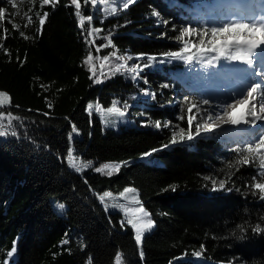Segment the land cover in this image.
I'll return each instance as SVG.
<instances>
[{"label": "trees", "instance_id": "1", "mask_svg": "<svg viewBox=\"0 0 264 264\" xmlns=\"http://www.w3.org/2000/svg\"><path fill=\"white\" fill-rule=\"evenodd\" d=\"M188 1L135 0L127 10L107 15L111 2L93 7L80 0L82 14L93 17L82 29L70 0H60L55 8H41V0H14V8L0 0L6 10L0 21V91L10 97V104L0 111L20 118L13 122L17 136L0 137V264L14 241V264H89L90 258L91 264H115L117 253L123 264H264V234L252 231L257 226L264 229V200L259 193L252 195L250 187L260 169L258 163L235 164L245 145L218 154V137L202 133L162 149L176 130L155 127L156 121H170L188 130L187 104L181 98L186 91L163 87L167 70L181 68L183 60L162 55L181 48L176 38L182 23L176 12ZM29 8L34 22L25 28ZM45 11L49 16L37 32L36 13ZM154 11L167 23L157 24ZM10 19L21 26L19 30ZM91 27L103 31L89 38L94 44H86ZM106 37L111 45L97 53L96 45L107 44ZM113 51L132 56L140 65L147 60H136L138 54L157 59L140 72L143 82H136L126 72L109 71L119 62L102 57ZM89 52L98 83L89 79V65L84 64ZM192 53L196 55L195 49ZM194 57L199 62V56ZM144 89L155 94L152 100L138 98ZM97 103L105 111L115 103L124 112L122 117L115 115L122 121L100 117ZM89 104L91 114L86 110ZM192 113L197 114L195 109ZM138 114L143 118L135 119ZM196 123L197 119L193 133ZM72 125L78 129L74 141L69 140ZM70 147L73 163L91 162L92 167L81 172L71 167ZM152 149L160 150L143 155ZM104 163L122 166L112 176L94 171ZM221 180L226 182L224 189L219 188ZM126 187L136 189L126 195H136L155 222L143 237L142 249L135 244L131 226L121 229L123 213L105 210L103 204H110L112 197L103 203L99 199L110 192L119 203L116 199ZM196 252L200 257L192 259Z\"/></svg>", "mask_w": 264, "mask_h": 264}, {"label": "snow or ice", "instance_id": "2", "mask_svg": "<svg viewBox=\"0 0 264 264\" xmlns=\"http://www.w3.org/2000/svg\"><path fill=\"white\" fill-rule=\"evenodd\" d=\"M60 0H41L40 7L43 8L44 6L50 5L51 7L55 8L57 4H59ZM111 2L114 6L110 8V10H106L107 15H114L118 14L119 11L127 10L130 5H132L135 0H120L119 5L116 4V0H84V5L87 6L89 3L92 4L93 7H96L97 4H106ZM8 3L11 4L14 8L17 7L14 0H8ZM70 6H75V15L79 18V25L83 29L85 21L87 20L89 23H91L93 17L91 15L84 16L82 14L81 10V3L80 0H70ZM32 12V8L28 9V12L24 13V17L26 18L27 22L24 24V27L27 28L28 26L33 24V17L32 15H29V13ZM18 14V13H17ZM152 15L156 16L158 15L157 12H153ZM49 16L48 12H43L41 15L39 12L36 13V18L39 21V27L37 28V32H42L43 27L47 21V18ZM6 17V10L2 7H0V21H3ZM9 23H12L13 29L19 30L20 25L17 23H14L11 19L8 21ZM164 23H167V21H164ZM103 30L96 27H91L87 30V34L85 35V43L86 44H94V36L98 35ZM196 29L193 28H182L180 30V35L176 38L177 40L181 41L183 43V47H181L178 51L168 52L162 54L164 57L170 58V59H180L183 60L185 63H190L195 57L194 55L189 54L192 49H195L196 52L202 53V52H214L217 53V55L212 57V60H219L221 58L230 60V61H241L243 63H246L248 65H252L255 60L260 57L264 58V19L257 20V21H250V22H228L224 23L221 27L211 28V34L212 37H215L217 35L227 36L228 34L238 35L241 32H243L246 35H249L250 39L240 40V39H233L228 40L225 39L220 44H217L214 39H209L207 41L208 44L211 45V47H204L205 40L204 37L207 35L206 32H200L199 35L201 37L199 44L200 47L197 48L195 43L191 44V47L189 46V42L185 41V37H190L192 33L196 32ZM4 39L7 38L8 30L4 29ZM258 34V35H257ZM20 35L27 39L28 37L25 35L24 32H20ZM107 40V44L104 45H96L97 53L100 51L102 47H107L111 45V40L107 37L105 38ZM0 47H3L2 44H0ZM225 50H227V55L225 56ZM5 55H9L8 50L4 49ZM99 58V57H97ZM112 58L115 59V61H118L119 63H115L112 65V67L109 69L110 72H126L129 74L132 79H137L139 76V73L143 70V68H147L151 66V63L157 59V57L153 55H147V54H138L135 59L141 60L145 59L147 60V63L140 65L138 63H133L131 65L128 64V61L133 60L132 56H121L118 55L117 52L113 51L109 55L103 56L102 60L105 62H109ZM91 61H93V55L91 52L87 55L86 59L84 60L85 65H89V72L91 75L89 76V79H92L94 83L100 82V79L96 77L94 66L91 65ZM161 63H164L163 60L160 61ZM209 63H212V61H208ZM147 79H145V83H147ZM42 87H44L42 85ZM163 87H168V85H164ZM147 95L148 90L144 89L142 90ZM153 98L155 94L153 93ZM185 102L187 104V110H188V117H187V124H188V130L185 131L184 128H179L178 132H174L172 139L169 141L168 144L162 145L163 148H168L172 144L176 143H183L185 140L192 141L196 137H199L202 133L212 132L215 129H218L221 127V124L215 123V120H223V123L229 124V125H239V124H246V125H257V121H264V85L258 84V83H252L250 87L247 88L246 96H241L239 99L235 100L234 103L228 104L224 111L223 116H221L220 113H217L215 116V120L213 122L209 123L208 120H212L213 118L211 116L204 118L200 115L199 111L197 114H193L192 110L194 108L199 110V105L192 103L188 100V98H185ZM10 104V97L9 95L4 92L0 91V108H2L5 104ZM202 103L204 105H208V100H203ZM49 108H51V104L48 105ZM185 105H181V109H184ZM18 107V106H17ZM93 108V105L89 104L87 106V109L89 113L91 114V110ZM230 108L231 111H227V109ZM240 115L237 116L236 113L238 110H241ZM95 110L97 112L103 113L105 110L101 108V106L97 103L95 105ZM107 113L109 114H115L117 116H123L124 112L121 111L119 108L115 106V103L112 107H109L107 110ZM47 115V113H46ZM20 119L19 117L13 115L12 112H4L0 111V137H6L8 135H11L13 137L17 136V131L14 128V121ZM179 119L183 120L184 117L181 116ZM199 119L200 122L196 123L195 125V133L192 131L193 121ZM171 126V122H164L161 124L160 121L155 122V127L157 129H160L161 127L168 128ZM78 134V129L75 125H72V131L69 133V140L74 141V135ZM160 149H152L151 152H145L144 156H150L152 152L159 151ZM239 159L235 162L236 166L246 165L251 166L258 163V167L260 171L253 176L252 180L253 183L250 185L252 188V195H257L259 193L260 199L264 200V134L260 135L255 142L248 143L245 145L243 149L239 151ZM68 162L71 167H73L77 172H81L82 170L88 169L92 167V163H82L80 165L73 163L74 159V152L73 149L70 147L68 149L67 153ZM126 163V162H123ZM121 163H104L100 165L99 167H95L94 171L97 173L106 174L107 176H112L114 173L118 172L121 168ZM231 166V165H230ZM107 170V171H106ZM87 182V181H85ZM213 184H216V181H213ZM226 182L221 180L219 181V188L224 189ZM172 187V190L175 191L174 186ZM129 193H136L135 188L126 187L123 192L119 194V198H122L125 200V203H116L113 202L112 204H104L105 210L107 211L109 208L117 209L120 212L123 213L122 219L120 221L121 229L126 228L127 226H131V228L134 230V240L135 244L138 246V248L142 249V243H143V237L148 233L150 230L154 227V221L150 217L149 211H147L143 205L141 204L140 200L136 195L128 196L126 194ZM112 193L110 192H104L102 196L99 197L101 202L103 203L105 201V198H111ZM59 208H63V205H58ZM253 232L264 234V229H261L259 226L252 229ZM63 243H68V241H64ZM203 248V246H201ZM16 241L13 242V247L11 250L7 252V258L4 261V264H12V258L14 257V254L16 253ZM139 255L141 258L143 257L144 253L142 250L139 251ZM196 256H200V252L194 253ZM89 264H91V258L89 259ZM115 264H123L122 262V254L117 253L115 257ZM171 264V262H170Z\"/></svg>", "mask_w": 264, "mask_h": 264}, {"label": "rangeland", "instance_id": "3", "mask_svg": "<svg viewBox=\"0 0 264 264\" xmlns=\"http://www.w3.org/2000/svg\"><path fill=\"white\" fill-rule=\"evenodd\" d=\"M119 3H120V0H119ZM119 3L117 5H119ZM154 18H155V20L156 19L158 20L159 24H162V21L159 18V14L154 16ZM206 33H207V35L204 37V40H205L204 46H206V47H211V45L207 43V41L209 39H214L217 44H220L225 39L233 40L237 36L241 35V33H240L238 35L228 34L227 36L217 35L215 37H212L211 29L210 30H206ZM186 39H187V41H193V43H196V44L200 45L199 41H200L201 37H200L199 33H195L194 32V33H192V35L190 37H186ZM214 55H216V53H214V52H203V59L204 60L206 58L212 59V57ZM131 62H132V60L128 61V63H130L129 65H131ZM202 68H204V66L198 67V65L196 63H192V64H186L185 63L183 65V67L180 68V69L173 70V71H168V73L166 74V76L164 78H167L168 80H173L174 82H176L177 84H179L183 88H185L188 91L187 93L189 94L188 95V100L191 101V102L194 101L195 104L199 105V113H200L201 116H203L204 118H207V117L211 116L213 119L212 120H208V122L211 123V122H213V120H215V116H216L217 113H220L221 116H223V111L224 110L220 109L221 105H225V104L228 105V104H230L232 102V100H229L230 97H227V99L224 101L226 103H224L222 99L218 100V101L208 100L209 101L208 105H204L202 103V101L205 100L206 98H205V96L203 94H201L204 91V87L201 86L200 84L203 83L204 81H208L209 79H213L214 78V76L212 74V71H210V68L209 69H202ZM135 81L136 82H143V79L140 77V73H139L138 78L135 79ZM221 82L222 83H226V81H221ZM200 88H203V89L200 92H198L199 96H198L197 99L199 101L191 99V98H193V96L190 95L191 91H195L196 89H200ZM245 91H247V89ZM148 93L149 94L146 95L144 93V91H143V93H141L138 96V98H143V100L146 101V102L152 100L153 99L152 93L149 90H148ZM237 95H239V94H235L234 96H237ZM244 96H246V92H245ZM227 100H229V102ZM136 106H138V108H142L143 107L140 104H136ZM171 106H174V103H171ZM242 110L243 109L238 110L236 115L239 116L240 112ZM227 111H231V109L228 108ZM106 113H107V111H104L103 114L100 115V117L104 116L106 121L109 120V119H113V122L122 121V120L117 119L115 117V114H109L108 113V115H105ZM138 118H143V115H141V114L136 115L135 119H138ZM176 119H178V117H176ZM165 122H169V121H165ZM199 122H200V120L197 119V123H199ZM215 123L221 124V127L218 128V129H215L212 132H207L206 134L212 135L213 133L214 134H218V133H221V132H223V133L231 132L233 134H237L236 131H240V132L241 131H245L243 124L229 125V124L223 123V120H215ZM257 123L258 124L255 125L253 127V129L250 130V134H249V136H247L248 140H250V138L253 137V133L256 131V129L258 127H264V121H257ZM170 127H173L174 130H176L175 132H178V130H179V128L176 127V124L174 122H171V126ZM247 144H248V142H247ZM101 195H103V194H101ZM112 199L113 200L110 202V204H112L114 202V194H112ZM116 201L121 203V204L125 203V200L122 199V198H117Z\"/></svg>", "mask_w": 264, "mask_h": 264}, {"label": "bare ground", "instance_id": "4", "mask_svg": "<svg viewBox=\"0 0 264 264\" xmlns=\"http://www.w3.org/2000/svg\"><path fill=\"white\" fill-rule=\"evenodd\" d=\"M220 82H221V81H220ZM231 100H232L231 103H233L235 100H237V98H235V99H231ZM231 103H230V104H231ZM226 106H227L226 104H225V105H221L220 109L224 110ZM201 260H202V259H201Z\"/></svg>", "mask_w": 264, "mask_h": 264}]
</instances>
